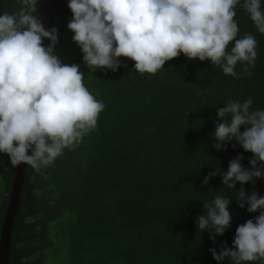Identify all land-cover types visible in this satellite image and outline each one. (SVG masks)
<instances>
[{
  "label": "trees",
  "instance_id": "1",
  "mask_svg": "<svg viewBox=\"0 0 264 264\" xmlns=\"http://www.w3.org/2000/svg\"><path fill=\"white\" fill-rule=\"evenodd\" d=\"M67 5L68 0L52 3L48 29L57 28L59 37L54 54L64 64L79 65L85 85L105 108L81 143L39 172L27 165L9 264H217L209 248L219 252L225 242L231 247L237 226L259 215L239 206L237 192L243 187L264 196V179L254 185L237 182L230 190L215 176L202 187L215 168L226 172L238 155L250 168L253 157L239 144L233 148L235 141L218 151L210 134L217 109L230 100L251 97L252 109H264V34L238 4L237 38L249 33L257 41L251 75L239 79L183 54L154 75L137 72L126 57H120L123 66L115 72L93 71L72 40ZM20 7L18 0H0V13ZM243 67L238 63L235 70L243 73ZM16 168L0 153V230ZM216 195L233 199L232 221L213 244L208 232L198 231L196 220L206 212L203 203ZM223 264L231 262L226 258Z\"/></svg>",
  "mask_w": 264,
  "mask_h": 264
},
{
  "label": "clouds",
  "instance_id": "2",
  "mask_svg": "<svg viewBox=\"0 0 264 264\" xmlns=\"http://www.w3.org/2000/svg\"><path fill=\"white\" fill-rule=\"evenodd\" d=\"M17 12L0 13V153L12 166L25 164L39 172L78 145L94 131L105 104L84 83L77 64H64L54 54L58 29L46 30L37 13L40 0H18ZM240 4L256 30L264 34V0H68L72 18L67 24L72 40L93 71L122 67L120 57L133 60L134 69L156 74L183 54L188 60L210 61L225 75L239 79L251 75L257 58L252 34L237 38L235 8ZM49 43L45 46L43 40ZM230 42L232 46L229 48ZM243 65L238 73L237 64ZM253 99L230 100L218 108V122L210 134L218 151L239 144L251 152L250 168L242 155L229 161L226 172L215 168L202 187L220 176L233 190L264 179V109H252ZM241 126L244 130L241 131ZM235 199L241 208L259 215L238 225L232 246L226 242L209 248L217 264L264 262V196L243 187ZM233 199L216 195L197 217L200 233L208 232L213 244L231 226L229 205Z\"/></svg>",
  "mask_w": 264,
  "mask_h": 264
},
{
  "label": "water",
  "instance_id": "3",
  "mask_svg": "<svg viewBox=\"0 0 264 264\" xmlns=\"http://www.w3.org/2000/svg\"><path fill=\"white\" fill-rule=\"evenodd\" d=\"M53 0H43L40 12V20L44 28L48 30L51 8ZM47 39L43 40L46 46ZM27 165L17 166L9 196L8 205L5 212L4 221L0 230V264H9V249L12 228L15 220L16 211L19 205L21 189L25 178Z\"/></svg>",
  "mask_w": 264,
  "mask_h": 264
}]
</instances>
